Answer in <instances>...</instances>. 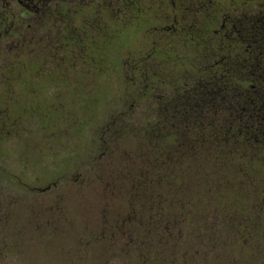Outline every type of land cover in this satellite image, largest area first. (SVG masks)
<instances>
[{"label": "trees", "instance_id": "1", "mask_svg": "<svg viewBox=\"0 0 264 264\" xmlns=\"http://www.w3.org/2000/svg\"><path fill=\"white\" fill-rule=\"evenodd\" d=\"M88 1L92 7L78 6L76 11L69 4L49 5L48 14L89 16L91 21L68 18L47 23L51 31H61L64 40L75 43L78 61L85 65L89 59L90 67H24L20 33L27 25L22 18L29 11L13 9L18 18L11 30L13 49L0 50V116L8 117L7 125L0 120V129L13 131L17 121H33L43 111L50 121L59 112L64 94L73 101L80 95L84 108L87 102L94 107L117 97L132 100L121 118L128 127L132 126L128 121L135 119V107L152 102L154 113L139 130V145L149 153L151 166L141 167L133 183L137 200L155 191L151 221L169 212L191 220L196 211L219 207L226 225L223 246H231L236 254L249 248L251 258L264 263V172L257 168L264 165V0H185L184 6L182 0H173L175 7L169 0ZM115 78L122 80L123 92ZM71 80L77 83L71 85ZM43 81L47 83L41 86ZM83 82L91 87L81 86ZM84 91H89L87 99L81 94ZM8 137L0 135V154L10 151ZM63 141L69 146L66 135ZM20 143L33 150L30 139ZM84 146L70 154L83 153ZM146 152H141V158ZM198 172L207 188L200 180L195 184L186 180L185 175L198 176ZM168 173H173V179ZM149 176L156 180L149 181ZM164 187L171 191L169 206L159 210L165 201L160 193ZM199 188L194 199L184 200L181 195ZM177 190L181 198L175 202ZM174 230L184 237L180 227ZM204 237L215 253L220 245L212 231Z\"/></svg>", "mask_w": 264, "mask_h": 264}, {"label": "rangeland", "instance_id": "2", "mask_svg": "<svg viewBox=\"0 0 264 264\" xmlns=\"http://www.w3.org/2000/svg\"><path fill=\"white\" fill-rule=\"evenodd\" d=\"M128 53L125 49L124 55ZM117 81L123 92L122 80ZM81 94L85 99L90 97L89 91ZM70 97L60 96L62 106L50 121L49 114L43 111L40 118L17 121L15 125L14 140L9 145L15 154L9 151L6 163L20 177L0 184V264H264L258 262V257L251 258L249 248L236 254L231 246H223L227 235L222 227L226 225L222 224L224 217L219 207L196 211L181 226L184 237L175 230L174 239L166 231L170 217L165 213L160 231L154 234L156 222L151 221L150 207L154 208L155 191L137 200L140 197L138 191L134 192L133 183L141 167L151 166L149 153L139 145V130L153 115L155 104L142 102L135 107V119L128 121L132 124L128 127L121 118L131 108L132 100L117 97L109 104L94 107L87 102L84 108L80 95L74 101ZM65 135L69 146L64 145ZM29 139L33 150L20 143ZM109 144L111 148L106 151ZM83 145V153L70 154ZM141 152H146L145 159ZM20 159L22 166L17 163ZM257 168L264 172V165ZM197 174L185 175L186 180L189 178L191 184L200 180L207 188L202 173ZM148 180L156 178L149 176ZM54 182L58 186L49 191H32V187L45 189ZM194 190L182 193L184 200L194 199L201 188ZM160 193L165 201L157 208L164 210L169 206L166 200L171 191L164 187ZM174 193L178 195L172 199L178 202L181 192ZM198 206L202 207V203ZM234 209L242 212L239 207ZM132 215L141 218L129 221ZM209 231L220 245L215 253L204 237ZM231 236L232 233L228 239Z\"/></svg>", "mask_w": 264, "mask_h": 264}, {"label": "flooded vegetation", "instance_id": "3", "mask_svg": "<svg viewBox=\"0 0 264 264\" xmlns=\"http://www.w3.org/2000/svg\"><path fill=\"white\" fill-rule=\"evenodd\" d=\"M185 0H182V6L187 4L184 2ZM91 2H93L91 0ZM170 5L172 7H175L176 2H173V0H170ZM63 4H69L73 5L75 7V11L77 10L78 6L82 7L83 5L86 7H92L89 4V1H80V0H0V50H3V48H9L13 49L12 46L14 42V34L11 33V30L15 28L14 23L16 20H18L17 17L13 16L14 8L15 7H22L24 9H27L29 11V15L27 17H23L22 20L25 21L27 25L23 26V31L20 33L21 39H22V45H23V53L25 55V66L24 67H90L89 59H86L85 65L82 62L78 61V55H77V48L74 42H67L66 39L64 40V35L61 31L53 32L51 31V25H48L50 22H59L62 20H68L70 21H77V20H85L87 22L91 21V17L89 16H77L74 15L73 17H67L64 16H52L49 15V5H53L55 8H60ZM155 5H158V1H155ZM28 11H26L28 13ZM38 13L37 16H30V13ZM14 17V18H13ZM15 20V21H14ZM48 22V23H47ZM34 23V24H33ZM39 24V26L37 25ZM72 34H77V32L73 31ZM63 36V37H62ZM156 39L157 36H155ZM163 38V37H159ZM16 40V39H15ZM63 45L68 46V48H62ZM7 46V47H5ZM66 51V53H63ZM90 53V51H89ZM87 53V54H89ZM36 63V64H35ZM12 83V82H11ZM47 82L43 81L41 86H44ZM76 81H70L69 84L74 85L76 84ZM81 86L89 87L90 84L88 82L86 83H80ZM91 87V86H90ZM8 117L0 116V120L2 121V125L5 123L8 124ZM14 131V130H13ZM12 128H6V129H0V135L4 134L6 136L9 135V137L6 139L7 145L12 144ZM11 137V138H10ZM9 147V146H8ZM10 151L12 148L9 149ZM106 151L107 148H106ZM1 152V150H0ZM8 153L0 154V184L6 183L8 179H12V177L19 178L18 172L15 168L8 167L6 161ZM103 155L100 157L102 158ZM18 171V170H17ZM15 173V174H14ZM17 173V175H16ZM169 179H173V177H169ZM78 180V178H77ZM24 185V184H23ZM29 185V184H28ZM28 185H24L25 187H28ZM51 188L46 190L49 191L53 188V186H58L57 182H54L53 185H49ZM48 186V187H49ZM7 189V185H6ZM46 189V188H45ZM9 190V189H7ZM32 191H39V192H46L43 191V189L32 187ZM164 214H157L152 217L154 219V229L155 233L156 231H160V226H162L161 222L164 221ZM169 215V221H168V227L167 224L165 225L166 231L169 232V237L174 236V231H171V229H176L177 227L182 226L183 222L187 220V215H183V218L179 220L178 215L179 214H171ZM138 219L137 217L133 218L131 217L129 221H133ZM164 227V226H163ZM170 229V231H169ZM172 232V233H171ZM153 242V239H152ZM159 243V242H158ZM157 243V244H158Z\"/></svg>", "mask_w": 264, "mask_h": 264}, {"label": "water", "instance_id": "4", "mask_svg": "<svg viewBox=\"0 0 264 264\" xmlns=\"http://www.w3.org/2000/svg\"><path fill=\"white\" fill-rule=\"evenodd\" d=\"M51 187L49 186V187H47L46 189H43V191H46V190H48V189H50Z\"/></svg>", "mask_w": 264, "mask_h": 264}]
</instances>
